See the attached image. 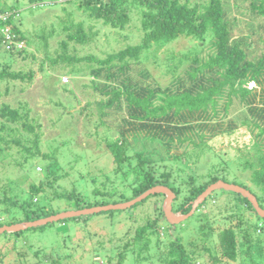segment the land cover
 Masks as SVG:
<instances>
[{"label":"trees","instance_id":"trees-1","mask_svg":"<svg viewBox=\"0 0 264 264\" xmlns=\"http://www.w3.org/2000/svg\"><path fill=\"white\" fill-rule=\"evenodd\" d=\"M41 1L44 0H27L31 6L26 7V11L31 13L33 8L54 5L57 2L51 0L48 3H40ZM79 1V7L82 6L83 11L113 27L124 28L130 19L129 0ZM134 2L141 7V41L108 54L105 59L99 60L100 66L92 69L94 91L107 96L97 101L100 106L101 121L109 128H116L121 138L109 142L108 146L113 152L117 168L123 169L124 177L129 174L134 177V182L128 186L131 195L124 194V198H113L117 192L101 191L97 196L93 194L92 200L91 193L85 195L74 189L71 192H63L58 198L70 202L73 206L70 210H77L128 201L155 185H165L175 193L173 209L189 214L194 200L210 184L222 179L249 189L264 208V196L257 194L246 184L228 180L226 176L219 177L210 173L204 181L197 182L196 176L190 175L188 181L185 180L189 183V188H183L185 181L176 185L178 179H173V169L168 163L172 161L186 163L188 160L199 158L200 153L208 150L213 141L235 133L243 125L247 127L244 128L243 135L248 137L243 143V150H251L252 146L259 151L256 155L262 154L254 178L264 186V0H250L249 4L241 7L250 10L245 25L248 32L241 36L233 34L235 24L230 29L231 24L238 21L237 17L233 15L228 18L229 10L234 7L240 8L241 4L238 0L232 3L223 0L206 2L134 0ZM9 4V6L8 3L0 6V45L4 48V50L0 48V54L4 53L0 57L4 59L6 56L5 61L1 63L0 96L3 86L5 93L10 91L11 84H18L20 91H23L24 84L33 83L36 78L33 69L18 68V60H14L15 55L22 56V59L28 56L29 40L21 31V22L17 19L18 15H23L21 10L23 8H20L19 2ZM78 31H81V25ZM208 31L213 32L211 41L213 51L207 57L195 53L188 66L179 73L177 72L179 65L174 64L169 69L171 79L166 85H161L154 78L148 64L150 62L153 64L154 61L155 65L158 63L156 53L150 55L148 52L152 45L173 40L179 35L200 37ZM84 37V33L76 32L67 38L82 41ZM67 43V39L61 41L63 47H66ZM166 56L164 58L166 60L174 58L171 54ZM29 58L36 59V56L30 52ZM71 59V55L63 54L57 58L48 55V61L54 70L60 64V60L71 61ZM250 83L254 85L249 87ZM240 102L246 108L241 112L243 117L239 114V119L230 114L232 108ZM37 119L30 116V109L24 110L20 104L14 106L9 101H3L0 104V152L19 146L30 155L29 159L38 158L41 132L37 129L39 127ZM26 131L33 135L31 146L28 145ZM20 133H23V138L20 137L22 136ZM129 149L133 152L129 153ZM26 162L30 164L33 161L24 160L18 165L22 167ZM246 164L254 167L249 158ZM49 168L51 165L47 166V169ZM30 169L28 168L31 172ZM54 178L48 182L30 181L28 189L22 191L25 196L12 193V187L7 184L2 185L3 181L0 179V204L5 205L4 209L7 212L11 210L16 212L15 208H19L23 213L22 217L14 220H3L4 215H0V226L33 221L60 213V210L51 211V206H47L41 198L37 200V197H42L48 188L55 189L58 176ZM54 191L55 195L59 193L58 190ZM220 191L226 192L223 188L213 190L181 223L170 222L163 207L160 208L155 218L147 220L142 226L135 227L134 235L128 238L131 240L124 243L121 248H111L112 254L108 256L107 264H124L129 259L128 252L131 248L134 252L135 248L137 249L136 258L129 259L133 260L134 264L145 258L149 260L154 256L150 250L152 235L156 234L157 245L163 240L159 234L161 228H173V231L170 240L164 242L165 246L158 251L159 264H196L197 259H193L196 256V249L190 248L191 239L186 238L184 228L191 218L198 221L197 217L202 215V208L208 201L214 199L218 192L221 193ZM233 193L236 202L231 206L227 203L225 210L233 212L237 222L218 231L217 251H211L212 248L204 246L209 252L203 256L202 260H204H201V263L231 264L239 261V264H262L264 261V248L259 244L261 239H258L259 234L254 236L258 228L264 229V216L258 213L246 196L238 192ZM163 195L165 194L160 192L149 194L126 208L63 217L17 231H4L0 234V239L14 237V240L20 241L24 237L27 238L26 232H44L51 225L69 223L70 220L73 223L80 221L87 223L89 215L95 213L113 215L115 212L129 209L126 216L134 221L137 218L133 213L135 207L140 203H146L152 197ZM243 205L253 211L256 223L249 221L250 219L242 214L240 210ZM207 220L205 227L210 228L203 229L202 232L210 236L215 228L211 227L209 218ZM160 221L166 226L162 227ZM151 227L154 230L149 232ZM191 244L193 245V242ZM2 253L1 251L0 262L12 263L6 261L5 254ZM39 253L40 250L36 251V255ZM111 257L117 259L115 263L111 261Z\"/></svg>","mask_w":264,"mask_h":264},{"label":"rangeland","instance_id":"rangeland-1","mask_svg":"<svg viewBox=\"0 0 264 264\" xmlns=\"http://www.w3.org/2000/svg\"><path fill=\"white\" fill-rule=\"evenodd\" d=\"M50 1L44 0L40 3ZM52 1L57 2L54 5L48 4L33 8V11L29 13L26 7L31 5L27 0H0V6L7 3L9 6V3L19 2L20 8H23L21 9L23 15H18L17 19L21 22V31L29 40L27 45L29 52L24 59L22 56L15 55L14 60H18V68H31L36 74L33 83L24 84L23 91H20L18 84H11L10 91L5 93L3 86L0 104L3 101H9L14 106L20 104L24 110L30 109V116L34 119L38 118L39 127L37 129L41 132L40 141L38 140L40 150L38 158L29 159L30 155L19 146L0 152V179L3 181L2 185L7 184L10 188L12 187V193L25 196L22 191L28 189L30 181L48 182L58 176L55 189L48 188L42 197H37V200L41 198L47 206H51L50 210L53 212L59 210L62 212L70 210L73 206L64 199L60 200L58 196L74 189L85 195L91 193L92 200L94 199L93 194L97 196L101 191L117 192L113 198H124L131 195L128 186L134 182V177L131 174L124 177L123 169L117 168L113 152L108 146L109 142L116 139L121 140V138L116 128H109L101 121L100 106L97 101L107 96L94 91L92 69L100 66L99 60L105 59L108 54L141 41V7L134 0H129L130 19L124 28H119L91 17L87 11H83L82 6L79 7V0ZM199 1L206 2L207 0ZM223 1L232 3L235 0ZM249 1L238 0L241 4L240 8L234 7L229 10L228 18L235 15L238 20L230 26L231 29L235 24L234 35L241 36L248 32L245 25L250 10L241 7L249 4ZM80 25L81 31H78ZM76 32L85 34L82 41L67 38ZM63 39H67L66 47L61 44ZM212 39L213 32L208 31L200 37L179 35L173 40L152 45L148 52L150 55L156 53L158 58L157 65L155 61L153 64L148 63L154 78L161 85H166L171 79L169 69L174 64H178L177 72L179 73L188 66L195 53L201 57H207L214 49L211 45ZM0 48L4 50L3 45H0ZM30 52L35 54L36 59L29 58ZM3 54L0 55L3 56ZM63 54L71 55V61L60 60V64L54 70L48 61V55L51 58H57ZM170 54L173 55V59H164ZM5 59L6 56L4 59L0 57V70L1 63ZM43 72L46 74H42ZM253 85L254 83H250L248 86ZM245 108L240 102L232 108L230 115L240 119L239 114H242ZM244 128L247 127L241 125L235 133L217 138L208 150L200 153L199 158L188 160L186 163L168 162L170 168L173 169V179H178L176 185L187 180L190 175H195L196 181L200 182L212 173L219 177L226 176L233 182L246 184L254 192L264 196L263 184L254 178V172L259 168V158L262 154L256 155L259 151H256V148L253 149L252 146L251 150H243V143L248 138L247 135H243ZM21 129L23 131V128ZM25 134L28 145L31 146L33 135L27 131ZM20 135L24 137L23 133ZM128 152L132 153L133 150L129 149ZM248 158L253 163V168L246 164ZM24 160L33 162L30 164L26 162L22 167L18 165ZM48 165H51V168L47 169ZM28 168L32 169H30L31 172ZM52 171L55 173H51ZM187 181L183 183V188H189ZM54 190H58L59 193L55 195ZM225 190L226 192H218L214 199L205 204L202 208V215L197 217L198 221L191 218L184 228L186 238L189 237L191 243L193 242V245L190 243V248L196 249V256L193 258L197 259L196 264L199 262L204 264L201 260L209 252L204 246L212 248L211 251H217L218 231L222 227L237 222L235 214L225 210L227 203L231 206L236 202L234 191ZM165 202L166 195H163L152 197L146 203H140L133 211L137 217L134 221L128 219L126 215L129 209H126L123 212H115L113 215L109 213L91 214L87 223L81 221L73 223L70 220L69 223L51 225L44 232L29 231L25 234L27 238L24 237L20 241L14 240V237L3 240L1 238L0 252L5 254L6 261L12 262L10 264H107L108 256L112 254L111 248H121L124 243L131 240L128 238L134 235L135 227L142 226L147 220L155 218L160 208H165ZM4 208L5 205L0 204V215H4L3 220L22 217L21 209L15 208L16 212H13L14 210L7 212ZM221 210H223L222 213ZM172 211L175 214H184L174 210L173 205ZM240 211L250 219L249 221L256 223L251 209L243 205ZM207 218H209L211 227L215 228L210 236L202 232L203 229L210 228L205 227L208 222ZM184 219L177 223L183 222ZM26 222L28 221L17 223ZM160 224H162L161 221ZM164 226L162 224V227ZM163 229L159 231L163 240L158 245L156 234L152 235L150 250L154 256L135 264H159L158 251L163 249L164 242L167 243L170 240L173 231V228ZM152 230H154L153 227L149 229V232ZM258 234V239H261L259 244L264 248V229L258 228L254 236ZM38 250L40 253L36 255ZM131 250L133 248L129 249L128 258L134 259L137 256V249L135 248V252ZM111 258V261L115 263L117 259ZM129 259L124 264H134L133 260ZM0 264H7V262H0ZM231 264H239V261Z\"/></svg>","mask_w":264,"mask_h":264},{"label":"water","instance_id":"water-1","mask_svg":"<svg viewBox=\"0 0 264 264\" xmlns=\"http://www.w3.org/2000/svg\"><path fill=\"white\" fill-rule=\"evenodd\" d=\"M218 188L231 190V191L238 192L246 196L252 202L255 209L258 211V213L261 216H264V208L260 206L257 200V197L249 189L239 184H236V183L226 182L222 179H219L216 182L210 184L198 196V198L193 203V207L190 213H192V211L196 208V206L207 195H209L213 190H216ZM157 192L164 193L166 195V202H165L164 210H165V215L170 222L177 223L183 220L184 218L188 217L190 213L189 214H175L172 211V200L175 197V193L173 192L172 189H170L168 186H165V185H155L149 188L148 190L144 191L139 196L133 199H130L128 201L119 202V203H111V204H106V205H97V206H92V207H87V208H82V209H77V210H66L58 214L50 215V216L43 217V218L33 220V221H28L26 223H13L10 225L5 224V225L0 226V234L4 231H17V230H20V229H23L29 226L45 224L49 221L57 220L63 217H69V216L80 215V214H88V213L99 212L103 210H109V209H119V208L121 209V208L130 207L136 202L141 201L142 199L146 198L149 194H154Z\"/></svg>","mask_w":264,"mask_h":264}]
</instances>
